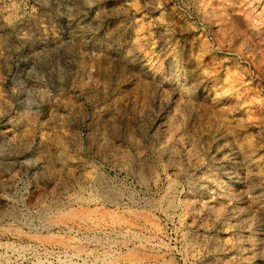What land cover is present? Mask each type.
I'll return each instance as SVG.
<instances>
[{
	"label": "rangeland",
	"instance_id": "rangeland-1",
	"mask_svg": "<svg viewBox=\"0 0 264 264\" xmlns=\"http://www.w3.org/2000/svg\"><path fill=\"white\" fill-rule=\"evenodd\" d=\"M0 264H264V0H0Z\"/></svg>",
	"mask_w": 264,
	"mask_h": 264
},
{
	"label": "bare ground",
	"instance_id": "bare-ground-1",
	"mask_svg": "<svg viewBox=\"0 0 264 264\" xmlns=\"http://www.w3.org/2000/svg\"><path fill=\"white\" fill-rule=\"evenodd\" d=\"M11 21H13V20H11ZM10 22V21H9ZM8 24V23H7ZM13 24V23H12ZM238 27V26H237ZM26 36H28V35H26ZM3 37V36H2ZM22 38H24V34H22V33H18V34H16V39H20V40H23ZM6 40V39H5ZM5 42V41H4ZM68 56V55H67ZM5 61V60H4ZM105 127V126H104ZM112 127V126H111ZM141 129V128H140ZM135 130V129H134ZM136 132V131H135ZM112 135V134H111ZM56 138H57V136H56ZM129 138V137H128ZM41 140V139H40ZM57 141V140H56ZM107 143V142H106ZM49 145V144H48ZM62 150V149H61ZM113 151V150H112ZM59 152V151H58ZM60 154V153H59ZM63 154V153H62ZM63 156V155H62ZM52 166V165H51ZM63 263V262H62Z\"/></svg>",
	"mask_w": 264,
	"mask_h": 264
}]
</instances>
